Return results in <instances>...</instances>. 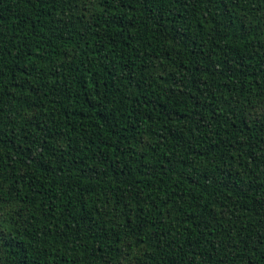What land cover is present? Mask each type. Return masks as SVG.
I'll list each match as a JSON object with an SVG mask.
<instances>
[{"label":"trees","instance_id":"trees-1","mask_svg":"<svg viewBox=\"0 0 264 264\" xmlns=\"http://www.w3.org/2000/svg\"><path fill=\"white\" fill-rule=\"evenodd\" d=\"M0 264H264V0H0Z\"/></svg>","mask_w":264,"mask_h":264}]
</instances>
